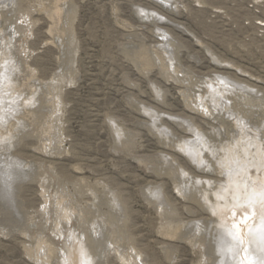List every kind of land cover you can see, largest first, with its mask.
<instances>
[{
	"label": "rangeland",
	"instance_id": "rangeland-1",
	"mask_svg": "<svg viewBox=\"0 0 264 264\" xmlns=\"http://www.w3.org/2000/svg\"><path fill=\"white\" fill-rule=\"evenodd\" d=\"M0 70V264H237L264 0H0Z\"/></svg>",
	"mask_w": 264,
	"mask_h": 264
},
{
	"label": "bare ground",
	"instance_id": "bare-ground-1",
	"mask_svg": "<svg viewBox=\"0 0 264 264\" xmlns=\"http://www.w3.org/2000/svg\"><path fill=\"white\" fill-rule=\"evenodd\" d=\"M166 1H168V0H166ZM170 1V0H169ZM173 2V1H172ZM7 56V55H6ZM11 57V56H10ZM12 59V58H11ZM1 71V70H0ZM5 76V75H4ZM3 76V77H4ZM223 78V77H222ZM1 79V78H0ZM224 79H226V78H224ZM1 81V80H0ZM3 81V80H2ZM7 81V80H6ZM5 81V82H6ZM222 81H223V79H222ZM224 81H226V80H224ZM4 82V81H3ZM227 82V81H226ZM217 84H219V83H217ZM207 86V85H206ZM213 87H214V85H212ZM211 86V87H212ZM226 86V85H225ZM221 88H224L223 87V85H222V87ZM11 89V88H10ZM217 91V90H216ZM219 91V90H218ZM222 91H223V89H222ZM221 91V92H222ZM225 91V90H224ZM7 92V91H6ZM213 92V91H212ZM220 92V91H219ZM218 92V93H219ZM8 93V92H7ZM0 94H1V92H0ZM2 94H3V92H2ZM221 94V93H220ZM218 95V94H217ZM202 97V96H201ZM211 97V96H210ZM213 99H214V97H213ZM217 99V98H216ZM248 99V98H247ZM1 100H5V99H1ZM218 100V99H217ZM203 100H201V102H202ZM214 101H216V100H214ZM220 101H222V100H220ZM6 102V101H5ZM249 102V101H248ZM215 103V102H214ZM217 103H218V101H217ZM1 104V103H0ZM6 104H7V102H6ZM223 104V103H222ZM2 105H4L3 103H2ZM1 105V106H2ZM206 105V104H205ZM204 105V106H205ZM219 105V104H218ZM223 106V105H222ZM228 106V105H227ZM6 107V106H5ZM206 107V106H205ZM2 108H3V106H2ZM208 107H206V109H207ZM210 108V107H209ZM4 109V108H3ZM4 111V110H3ZM208 111H211V110H208ZM216 111V110H215ZM1 112H2V110H1ZM4 114V113H3ZM1 118V117H0ZM241 121H243V120H241ZM240 125V124H239ZM244 125V124H243ZM244 128H245V126H244ZM244 132V131H243ZM255 134V133H254ZM253 134V135H254ZM249 135V134H248ZM8 137V136H7ZM248 137V136H247ZM241 139V138H240ZM245 140V139H244ZM252 142H254V141H252ZM240 143V142H239ZM233 145H234V143H233ZM239 145V144H238ZM252 145V144H251ZM261 145V144H260ZM244 146V145H243ZM246 147V146H245ZM259 148V147H258ZM194 149V148H193ZM255 150V149H254ZM259 153V152H258ZM241 154V153H240ZM200 156V155H199ZM260 158V157H259ZM249 164V163H248ZM8 165V164H7ZM214 166V165H213ZM250 166V165H249ZM9 168V167H8ZM12 168V167H11ZM9 171L10 170H12V169H8ZM2 172V171H1ZM7 172V171H6ZM262 172V171H261ZM16 175V174H15ZM6 176V175H5ZM8 176V175H7ZM13 176V175H12ZM10 177V176H9ZM260 177V176H259ZM11 178H14V177H11ZM261 178H262V176L260 177V180H261ZM255 179V178H254ZM3 180V179H2ZM9 180V179H8ZM11 180V179H10ZM14 180V179H13ZM17 180V179H16ZM4 181V180H3ZM6 182H8L7 180H5ZM0 182H1V179H0ZM5 182V183H6ZM251 182V181H250ZM4 183V182H3ZM3 183H2V185H1V187L3 186ZM13 184H15L14 182H12ZM260 183V182H259ZM8 185L7 186H9V182L7 183ZM12 184V185H13ZM264 185V184H263ZM6 186V185H5ZM251 186V185H250ZM254 187V186H253ZM7 188V187H6ZM9 189H10V186H9ZM256 189V188H255ZM258 189V188H257ZM7 198V197H6ZM11 198H13L12 196H10V198L8 199L10 202H11ZM213 201V200H212ZM13 202V201H12ZM11 204H13V203H11ZM219 206V205H218ZM237 208V207H236ZM257 208V207H256ZM210 209V208H209ZM260 210H261V208H260ZM219 212L221 213V214H223V213H225V211L221 208L220 210H219ZM260 212H262L263 213V211L261 210ZM219 214V213H218ZM226 215H230V216H233V222H234V224L236 225V228H233L234 226H232V228L233 229H237V233H236V235H237V238L235 239L236 240V242H238V244H239V248H240V259H238L237 257L238 256H236V258L238 259V261H237V259H236V261H237V264H250V262H252V261H254L255 260V264H258V260H259V258H261V257H264V253L263 254H261L260 252V246L259 245H261V243H264V241H262V239H261V236L262 235H264V225H262V220H264V217H263V215L262 214H260L259 212H257L255 209H254V206L252 205V206H250L249 208H247V207H245V208H242V209H239V211L238 212H236L235 210H231V212H229V213H226ZM222 217V216H221ZM229 217V216H228ZM231 224V223H230ZM232 228H231V230H232ZM235 232V231H234ZM231 233H232V231H231ZM225 235V234H224ZM226 236V235H225ZM225 236H224V239H222V240H224V243H225V240H227V239H225ZM235 236V235H234ZM233 236V237H234ZM221 237H223V235H221ZM232 237V238H233ZM233 240V239H232ZM228 241V240H227ZM235 242V243H236ZM223 243V242H222ZM221 243V244H222ZM222 244V245H220L221 246V248L223 247L224 249H226L225 247H226V243L225 244ZM232 243H233V241H232ZM232 243H230L229 244V247H228V249L227 250H225L224 252H226L225 253V255H224V259L222 260V264H227L226 262V260H231L230 258H229V254H228V252L227 251H229L231 248H232ZM76 244V243H75ZM78 244V243H77ZM219 246V247H220ZM237 246V245H236ZM73 247H74V245H73ZM262 247V246H261ZM73 249V248H72ZM233 249V248H232ZM239 250V249H238ZM70 251H71V249H70ZM69 251V252H70ZM262 251H263V249H262ZM239 252V251H238ZM222 254H223V251H222ZM238 254V253H237ZM231 255V254H230ZM233 255V254H232ZM68 256H70V259H69V261L67 262V264H73L74 262L72 261V259H75V258H78V264H91V262H93L92 261V258H91V254H90V252L86 249V247H85V245L83 246V245H80V246H77V247H75V249L73 250V251H71L70 252V255H68ZM231 257V256H230ZM233 259V258H232ZM234 260V259H233ZM231 262V261H230ZM93 264H94V262H93ZM234 264V263H233Z\"/></svg>",
	"mask_w": 264,
	"mask_h": 264
},
{
	"label": "snow or ice",
	"instance_id": "snow-or-ice-1",
	"mask_svg": "<svg viewBox=\"0 0 264 264\" xmlns=\"http://www.w3.org/2000/svg\"><path fill=\"white\" fill-rule=\"evenodd\" d=\"M262 225H264V220H262ZM262 241H264V235L261 236ZM250 264H255V260L250 262ZM258 264H264V257L259 258Z\"/></svg>",
	"mask_w": 264,
	"mask_h": 264
}]
</instances>
